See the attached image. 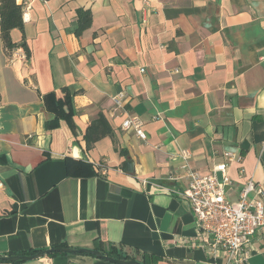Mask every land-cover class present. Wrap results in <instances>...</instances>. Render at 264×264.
Masks as SVG:
<instances>
[{"label":"crops","instance_id":"obj_1","mask_svg":"<svg viewBox=\"0 0 264 264\" xmlns=\"http://www.w3.org/2000/svg\"><path fill=\"white\" fill-rule=\"evenodd\" d=\"M17 1L24 32L11 37L30 56L7 52L0 28V257L114 247L151 264H228L193 245L181 193L226 152L241 156L232 201L248 179L264 185V0ZM80 8L92 24L78 36ZM49 93L63 114L54 128ZM99 113L113 134L88 149ZM129 116L146 140L122 127ZM253 242L246 264H264V238ZM54 253L0 264H114Z\"/></svg>","mask_w":264,"mask_h":264},{"label":"built area","instance_id":"obj_2","mask_svg":"<svg viewBox=\"0 0 264 264\" xmlns=\"http://www.w3.org/2000/svg\"><path fill=\"white\" fill-rule=\"evenodd\" d=\"M124 95L121 93L114 98L116 109L122 107ZM122 127L134 130L143 140L147 139L144 123L137 116L125 118ZM190 155L188 150L183 151L185 158ZM224 157L225 160L208 175L190 171L188 186L181 195L193 211L199 228L193 245L204 248L213 258L225 254L228 264H246L254 250V238L259 235L264 238V185L248 179L240 198L232 201L228 197V188L232 183L228 167L232 161L241 162V156L226 152ZM218 172L222 174L221 179L217 176ZM251 194L253 197H250Z\"/></svg>","mask_w":264,"mask_h":264},{"label":"trees","instance_id":"obj_3","mask_svg":"<svg viewBox=\"0 0 264 264\" xmlns=\"http://www.w3.org/2000/svg\"><path fill=\"white\" fill-rule=\"evenodd\" d=\"M92 24V12L90 9L80 8L77 10V27L76 34L80 36L86 29H88ZM0 28H1V38L4 44V48L7 52H11L13 49L18 47H23L27 56H30V50L25 40L20 44H17L12 40L11 31L13 29H20L24 32V21H23V4L19 3L17 0H0ZM46 104L48 100H51V104L54 106L55 118L52 121L47 123L48 128L57 127L60 123V120L63 119V114L59 108V104L55 97V93H49L44 96ZM113 129L108 122L104 114L99 113L98 117L94 119L86 129L85 140L87 148L90 149L92 146L99 141L100 139L112 135ZM36 251H31L34 253ZM104 254L114 257V258H134L132 255H129L124 252H119L116 248H110L104 250ZM54 252L48 254L53 255ZM136 259V258H134ZM2 260V259H0ZM4 261V260H2ZM140 261V260H139ZM141 262L144 264H151L145 259Z\"/></svg>","mask_w":264,"mask_h":264},{"label":"water","instance_id":"obj_4","mask_svg":"<svg viewBox=\"0 0 264 264\" xmlns=\"http://www.w3.org/2000/svg\"><path fill=\"white\" fill-rule=\"evenodd\" d=\"M52 252H63V253H86L90 255H94L98 258H103L111 263L114 264H144L143 262L134 259V258H114L111 256H108L103 253L102 250L98 249H91V248H70V247H56V248H50L47 250L38 251L35 254L31 255H13V256H7V257H0V259L10 262H17V261H28V260H35L42 258L46 254H50Z\"/></svg>","mask_w":264,"mask_h":264}]
</instances>
